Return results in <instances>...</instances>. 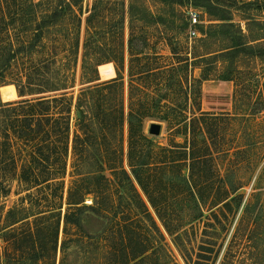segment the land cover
I'll return each mask as SVG.
<instances>
[{
    "label": "rangeland",
    "instance_id": "obj_1",
    "mask_svg": "<svg viewBox=\"0 0 264 264\" xmlns=\"http://www.w3.org/2000/svg\"><path fill=\"white\" fill-rule=\"evenodd\" d=\"M0 1V123L2 108L9 118L0 126V230L59 202L57 196L64 204L69 188L100 189L102 216L83 210V233L69 227L67 235L61 220L56 253L44 252L38 264H264V9L241 8L254 0H213L214 16L233 15L224 23L197 0ZM51 11L56 19L43 20ZM190 12L198 14L194 26ZM37 30L43 35L36 39ZM240 45L246 47L233 54ZM209 81L230 84V99L205 95ZM40 101L32 109L49 119L38 129L48 132L44 139L33 132L37 122L14 120ZM78 102L87 117L100 116L83 130L80 159L72 150L74 135L83 137ZM68 111L65 175L50 185L20 183L22 160L48 157L31 172L53 173L60 118ZM151 123L160 124L159 136L149 135ZM19 129L26 134L21 143ZM132 170L146 192L122 173ZM87 174L106 180L80 182ZM239 196L246 213L237 208ZM10 210L16 214L7 222ZM44 215L42 234L57 222ZM33 220L5 236L0 231L1 264L21 258V235ZM65 239L72 241L62 252ZM5 252L13 256L4 260Z\"/></svg>",
    "mask_w": 264,
    "mask_h": 264
},
{
    "label": "trees",
    "instance_id": "obj_2",
    "mask_svg": "<svg viewBox=\"0 0 264 264\" xmlns=\"http://www.w3.org/2000/svg\"><path fill=\"white\" fill-rule=\"evenodd\" d=\"M199 1V3H201L199 6L211 17L213 18V21H217V22H231L233 19V15L231 13H227L226 15H216L214 16L212 14V10L216 9L217 6H215L213 0H197ZM218 1V0H217ZM225 1H229V3H233L234 5L237 4L236 0H225ZM1 2V1H0ZM241 8H255L256 10L259 9H264V4H260L258 2V0H254V1H250V2H242L241 4ZM51 14H47L45 16H43V20L45 18V20L52 22L54 19H56V14L55 11H51ZM248 19V18H246ZM88 21V18H87ZM221 25H231V24H221ZM43 35V32L41 30H37L34 34V37L37 39L38 37H41ZM256 41V40H254ZM243 45L237 46V48L232 49L231 51H233V54H239L241 51L244 50ZM248 49H252V47L248 48ZM247 49V50H248ZM17 52H12L10 50L9 52V58L13 59L16 56ZM2 75V74H1ZM80 100V99H79ZM80 102H78V104L75 106V116H76V120L78 121V128L79 130L82 132L83 137H81L79 134H75L74 135V139H73V154L76 158H82V152H84V150L82 149V145H84V142L86 140H88V134H86L85 132H83L84 129H86L89 125V123H93V121L95 120H99V113L98 114H93L88 116L86 115V113L82 110H80ZM45 104L44 101H40L37 102V104L32 105V106H27V108L23 109L22 112H24V114H22L19 117H15V122L21 124V126H28V124L32 121H35L38 123V128L36 129V131H33L35 133H40L41 136H43V139L45 138V136L49 135L48 132H45L44 134L41 133V131H38V129L41 128L42 123H44V121H47V124L49 123V119H47L43 114L39 115V116H35V114L33 113V109L34 107L37 106H43ZM3 110V120L0 123V126H4L6 124V122L9 121L8 116L4 115L6 112H8L6 110V108H2ZM29 110V113H27V111ZM70 111L66 112V114H63V116L60 118L61 124L63 125V127L61 128V134L60 137H62L61 141L59 144H62L61 147L56 148L57 150L53 152V154L55 155V162L53 164H49V167L53 168V173H45V174H37L35 172H31L33 170L34 167H36L39 164H42L43 166H46L45 164L48 165V157L46 158H41V160H39L38 158H34L32 160L26 161V160H22L23 163L21 162V174L19 175V182L20 183H25L26 185H33L34 187H38L40 185H50V183L52 181H54V179H58L61 180L62 176L65 175L66 173V158H67V152H68V143H67V133L69 131V115ZM134 115L132 113L129 114L128 117V121L129 124L131 125L132 123V119H133ZM137 120V119H136ZM57 121V120H56ZM139 123V129L141 128V120H138ZM95 124V123H94ZM15 133V132H14ZM18 135L16 136V134H14V137L16 140H18L20 143L22 140H24V137H26L25 134V130L24 129H19L17 131ZM141 134V131H140ZM141 138L143 140H146L144 138L143 135H141ZM4 146H6L5 143H3ZM46 149V148H45ZM3 153H6V151H3ZM83 160V159H81ZM84 161V160H83ZM2 163H5V160L2 159L1 160ZM12 164H16L15 161H12ZM28 166V167H26ZM142 166V165H140ZM49 167H46L47 169ZM26 168H29L28 170H26ZM76 168L79 169L76 166H73V169L76 171ZM30 170V171H29ZM27 171H29V173H27ZM78 171V170H77ZM31 172V173H30ZM49 172V171H48ZM116 174V172H114ZM126 178L128 180H133L137 185H139L141 187V189H143L146 192V188L143 186L142 184V180L140 177V172L138 173L136 170H132L129 174H127L125 171L122 172ZM99 178V179H98ZM80 182H83L85 180H102L105 181L106 179L104 178V176L102 174H99L98 176H92L90 174H87L85 176H82L81 178H79ZM77 180L74 181V183H76ZM59 184L56 186L59 187V189H63L64 188V184L62 181L58 182ZM48 187V186H47ZM31 188V187H30ZM28 191V190H27ZM93 194V198H92V204L90 206H87L85 204H83L84 202V197L86 195H91ZM100 193V189L98 190H94L93 192H91L90 189H83L80 190L78 188H69L67 191V197H66V202L63 204L60 200L62 199V197L57 196L58 201L54 203L52 206H46L42 209H38L36 213H33V211H27L23 214V216L21 218H14L13 220L9 221L10 216L16 214V212H14V210H10L7 212L6 218H7V222L8 224L5 225L0 231L2 232L3 236L7 235L8 233H13L14 231H12V228L14 227V225L23 222V221H27L30 218H33V222L32 223H28L29 227L28 230L24 231L22 233V239H25V243L26 245L24 246V248H27L25 250H23V255L21 256V258H18V260H16V262H14L13 264H38V262L43 259V253H48L51 252L50 256H54V254L56 253L57 250V246H58V242H59V229H60V223L61 220L63 222L64 228H63V233L65 235H67V230L69 227L74 228L76 230H79L83 233L82 230V226H81V218H80V214L83 210H90L93 213H95L98 216H102V210L99 208V204L97 202V198L96 196ZM57 194H55L56 196ZM53 196V197H55ZM63 196V194H62ZM60 198V199H59ZM239 203L237 208L240 209L242 208V212H247L249 210V205L247 203L243 204L242 203V196H239ZM231 200H234V197L231 198ZM47 201V198H46ZM55 201V200H54ZM53 201V202H54ZM150 205L155 208L153 202H151L149 200ZM63 205L67 206V209H65V213L62 215V209H63ZM47 209V210H44ZM157 209V208H155ZM147 210V209H146ZM159 211V210H158ZM48 213L49 215L53 216L54 218H56V223L53 226V229L50 233H46V234H42L41 232L45 229L48 230V226H45L44 223H39L41 220H45V215ZM157 217L159 219H161L159 213L157 212ZM41 217V218H39ZM50 235V238L48 240H46V236ZM84 235V234H83ZM83 235H81V237H84ZM86 238H88L89 236L85 235ZM16 238V237H15ZM18 239V238H17ZM20 239V238H19ZM18 241V240H17ZM16 242H14V244L16 245ZM69 241L72 240H63L61 242L60 248L63 251L68 250L70 248L69 246ZM77 241L75 242L76 245L82 247L83 244H80V242L78 240H74ZM21 246V245H20ZM19 245L17 246L21 251L22 254V247H20ZM14 251V250H13ZM25 253V255H24ZM8 253H4L3 254V259H8L13 255H8ZM8 257V258H7ZM1 260V259H0ZM1 264V261H0Z\"/></svg>",
    "mask_w": 264,
    "mask_h": 264
},
{
    "label": "crops",
    "instance_id": "obj_3",
    "mask_svg": "<svg viewBox=\"0 0 264 264\" xmlns=\"http://www.w3.org/2000/svg\"><path fill=\"white\" fill-rule=\"evenodd\" d=\"M204 89H206L207 91L205 92V95L208 96H220V93L222 92V94L227 98V101L230 99L231 96V89H230V84L228 83H216L214 81H209L205 86Z\"/></svg>",
    "mask_w": 264,
    "mask_h": 264
},
{
    "label": "built area",
    "instance_id": "obj_4",
    "mask_svg": "<svg viewBox=\"0 0 264 264\" xmlns=\"http://www.w3.org/2000/svg\"><path fill=\"white\" fill-rule=\"evenodd\" d=\"M189 23H190V26H194V25L199 23L198 14L196 12H190L189 13ZM189 35H190V37H196V35H197L196 30L190 29Z\"/></svg>",
    "mask_w": 264,
    "mask_h": 264
},
{
    "label": "water",
    "instance_id": "obj_5",
    "mask_svg": "<svg viewBox=\"0 0 264 264\" xmlns=\"http://www.w3.org/2000/svg\"><path fill=\"white\" fill-rule=\"evenodd\" d=\"M160 131H161V126H160V124H157V123H151V124L149 125V129H148V133H149V135H151V136H159Z\"/></svg>",
    "mask_w": 264,
    "mask_h": 264
}]
</instances>
